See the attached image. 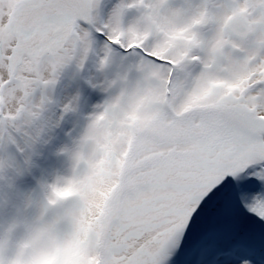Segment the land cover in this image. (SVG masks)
Instances as JSON below:
<instances>
[{
    "label": "snow or ice",
    "instance_id": "1",
    "mask_svg": "<svg viewBox=\"0 0 264 264\" xmlns=\"http://www.w3.org/2000/svg\"><path fill=\"white\" fill-rule=\"evenodd\" d=\"M209 2L181 24L172 0H0V180L66 68L94 59L119 89L89 125L94 158L43 212L75 202L21 243L9 225L0 264H264V0L204 38Z\"/></svg>",
    "mask_w": 264,
    "mask_h": 264
},
{
    "label": "rangeland",
    "instance_id": "2",
    "mask_svg": "<svg viewBox=\"0 0 264 264\" xmlns=\"http://www.w3.org/2000/svg\"><path fill=\"white\" fill-rule=\"evenodd\" d=\"M114 2L108 0V7ZM141 15L140 10L133 11L129 20L135 21ZM209 26H215V22ZM68 68L72 69L74 76L64 72L55 88L48 91L50 102L40 121L23 124L17 139L25 151L23 155L13 153L16 168L6 172L5 178L0 180V234H6L9 225H15L12 236L14 243L25 241L40 223L51 220L57 210L75 202L69 200L65 203V198L58 201L55 209L43 212L51 197L52 187L67 185L77 175L78 167H82V162L78 163V155L83 153L86 159H91L96 154V141H85V137L89 134V125L102 111L106 99L90 94L91 91L96 94L100 90L93 87L91 78L88 79L91 88L86 85L88 89L85 85L81 86L80 81L89 77L91 68L96 70L94 59L89 62V70L86 72H78L75 65ZM95 75L98 76L102 90L111 96L117 95L119 89L109 88L107 84L113 78L111 71H96ZM69 104L71 108L62 115V106ZM105 124L102 121L97 125L95 135L98 128L102 129V135L96 136L97 139L106 136ZM37 127L43 128V133L35 139ZM4 156L7 158V150ZM74 196L75 193H69V197Z\"/></svg>",
    "mask_w": 264,
    "mask_h": 264
},
{
    "label": "bare ground",
    "instance_id": "3",
    "mask_svg": "<svg viewBox=\"0 0 264 264\" xmlns=\"http://www.w3.org/2000/svg\"><path fill=\"white\" fill-rule=\"evenodd\" d=\"M201 3H202V0H172V4H175L174 6L172 5L173 7L184 9V14L179 19V22L181 24L189 23L191 21V18L196 14L197 5ZM236 6H237V0H210L208 4V10H209L210 15L215 17V20H214L215 26L213 27L209 26V24L211 23L209 22L203 27H201L200 29H198L199 33L204 38H208L214 35L215 32L218 30L220 23H222V18L225 15H230L232 9ZM253 14L255 15L256 13H253ZM234 23L238 24L239 21H236ZM75 69H77L76 66H75ZM92 70L93 68L89 70L90 71V74L88 75L89 77L83 79V81L80 80L81 86L88 85L91 88V86L89 85V80H88L91 78L92 79L91 81H93L92 83L93 87L95 86L94 87L95 89L99 88L100 90L96 92V94H94V92L91 91L90 94L94 96H99L101 99H106V101L109 100L111 97L115 96V95L113 96L109 95L107 91H104L100 88L101 84H99L98 76L95 75L96 70L95 71L94 70L92 71ZM64 72L70 74V76H74V73L71 68H66ZM88 86H86L85 88L88 89ZM87 89H83V90L85 91ZM101 135H102V129L98 128L96 131V136H101Z\"/></svg>",
    "mask_w": 264,
    "mask_h": 264
}]
</instances>
